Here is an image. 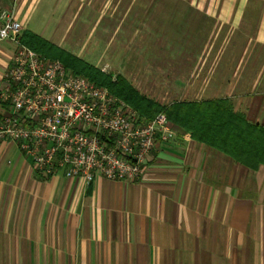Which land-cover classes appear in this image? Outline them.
<instances>
[{
    "label": "crops",
    "instance_id": "crops-1",
    "mask_svg": "<svg viewBox=\"0 0 264 264\" xmlns=\"http://www.w3.org/2000/svg\"><path fill=\"white\" fill-rule=\"evenodd\" d=\"M36 1L0 8L35 12ZM214 1L182 7L206 31L199 95L228 99L264 125V0ZM156 2L133 10L149 13ZM175 130L134 182L43 176L14 143L0 142V264H264V166L244 167Z\"/></svg>",
    "mask_w": 264,
    "mask_h": 264
},
{
    "label": "built area",
    "instance_id": "built-area-1",
    "mask_svg": "<svg viewBox=\"0 0 264 264\" xmlns=\"http://www.w3.org/2000/svg\"><path fill=\"white\" fill-rule=\"evenodd\" d=\"M20 32L15 9L0 8V43L14 46L0 88V142L14 143L43 176L141 180L151 152L177 135L165 115L145 119L107 88L22 45Z\"/></svg>",
    "mask_w": 264,
    "mask_h": 264
},
{
    "label": "rangeland",
    "instance_id": "rangeland-1",
    "mask_svg": "<svg viewBox=\"0 0 264 264\" xmlns=\"http://www.w3.org/2000/svg\"><path fill=\"white\" fill-rule=\"evenodd\" d=\"M37 3L35 12L27 11V6L17 12L13 3L20 35L25 30L42 34L41 38L59 49L99 70L105 68L101 71L112 79L122 76L140 94L161 105L202 100L200 56L206 31L203 32L199 17L184 14L185 0H157L149 13H139L133 8L148 7L153 0ZM55 4L58 7L48 13ZM129 7L130 13H123ZM4 46H8L4 50L12 55L14 46L0 43V47Z\"/></svg>",
    "mask_w": 264,
    "mask_h": 264
},
{
    "label": "trees",
    "instance_id": "trees-1",
    "mask_svg": "<svg viewBox=\"0 0 264 264\" xmlns=\"http://www.w3.org/2000/svg\"><path fill=\"white\" fill-rule=\"evenodd\" d=\"M19 42L46 58L60 61L73 75L107 88L145 119L162 113L174 128L191 140L222 153L235 163L250 169L264 166V125L250 123L243 114L233 110L228 99L161 105L140 94L122 76L112 79L111 75L30 31L25 30Z\"/></svg>",
    "mask_w": 264,
    "mask_h": 264
}]
</instances>
